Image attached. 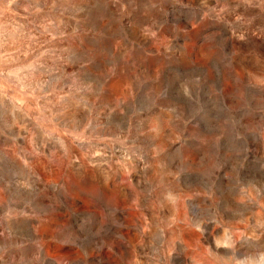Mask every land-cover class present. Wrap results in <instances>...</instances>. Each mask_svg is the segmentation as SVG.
Instances as JSON below:
<instances>
[{
    "label": "rangeland",
    "instance_id": "374dc122",
    "mask_svg": "<svg viewBox=\"0 0 264 264\" xmlns=\"http://www.w3.org/2000/svg\"><path fill=\"white\" fill-rule=\"evenodd\" d=\"M0 264H264V0H0Z\"/></svg>",
    "mask_w": 264,
    "mask_h": 264
}]
</instances>
